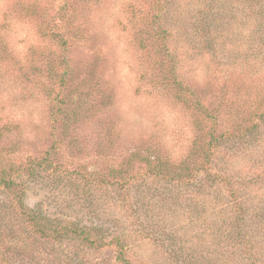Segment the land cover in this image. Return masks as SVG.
<instances>
[{
  "label": "rangeland",
  "instance_id": "rangeland-1",
  "mask_svg": "<svg viewBox=\"0 0 264 264\" xmlns=\"http://www.w3.org/2000/svg\"><path fill=\"white\" fill-rule=\"evenodd\" d=\"M263 111L264 0H0V202L100 229L95 259L238 264L236 204L264 258Z\"/></svg>",
  "mask_w": 264,
  "mask_h": 264
},
{
  "label": "trees",
  "instance_id": "trees-1",
  "mask_svg": "<svg viewBox=\"0 0 264 264\" xmlns=\"http://www.w3.org/2000/svg\"><path fill=\"white\" fill-rule=\"evenodd\" d=\"M261 119L264 120V111L256 114L255 119L251 122L252 127H259L257 122ZM220 138L224 139L225 135L211 137V145L213 142H218ZM211 145L208 151H213ZM211 156L212 152L205 153L204 164L195 170L180 169L172 172L166 165L156 163L152 171L155 175L170 176L169 180L173 184L188 185L191 184L196 172H204L206 175L213 174ZM52 164L53 162L47 160H43L41 163L31 162L25 167V170L24 168L22 171L14 169L11 170V174L16 176L20 172L24 173L23 171L29 173L35 169L36 165L46 169ZM167 171L173 174L169 175ZM210 180L212 183H219L223 186L231 185L230 181L223 176H210ZM118 186L123 188L124 184H118ZM13 187L12 179L0 178V190L11 191ZM230 194L233 197L235 190L230 188ZM250 213L240 204L234 206L227 216L231 220L229 236H233L232 240L237 250L235 252H239L244 258V261H237L238 264H264V258L254 251V245L250 244L246 237L249 234L247 215ZM261 228L264 234V227ZM222 235L224 236V233ZM104 245L106 243L100 229L78 228L73 225L60 226L56 221H51L43 215L28 210L17 195L13 200L10 199L9 205L6 202H0V256L7 257L5 264H110L105 260L94 258V251L104 248ZM114 245L116 264H134L126 256L125 248L119 238L114 240Z\"/></svg>",
  "mask_w": 264,
  "mask_h": 264
}]
</instances>
